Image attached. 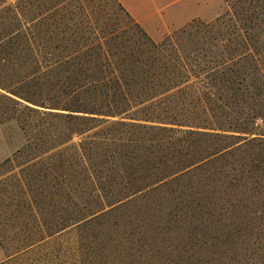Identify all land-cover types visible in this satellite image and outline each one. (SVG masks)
I'll use <instances>...</instances> for the list:
<instances>
[{"label": "trees", "instance_id": "trees-1", "mask_svg": "<svg viewBox=\"0 0 264 264\" xmlns=\"http://www.w3.org/2000/svg\"><path fill=\"white\" fill-rule=\"evenodd\" d=\"M111 1L123 22L97 0H0L20 185L66 198L21 207L17 252L75 234L122 264H264V0L161 42Z\"/></svg>", "mask_w": 264, "mask_h": 264}, {"label": "rangeland", "instance_id": "rangeland-1", "mask_svg": "<svg viewBox=\"0 0 264 264\" xmlns=\"http://www.w3.org/2000/svg\"><path fill=\"white\" fill-rule=\"evenodd\" d=\"M197 1L199 0H168L166 14H169L170 17L176 15V18H182L187 17L190 13L208 12L209 18L199 17L196 19L209 22L227 9L224 0H209L208 4L204 5L197 4ZM97 3L101 10L109 12L117 22L125 20V14L119 9L117 3H113L111 0H97ZM39 9L42 10L43 6L40 5ZM7 107H9L8 102L0 99V164L3 163V167H0V264L124 263L123 254H120L118 258L116 257L117 252H113L109 258L106 257L108 254L96 255L94 252L97 248L94 246L90 248L85 238L75 234L55 236L49 240L46 246L34 252L25 253L24 255L17 252V247L21 244L22 238L29 234V229L33 226L31 211L21 209V207L24 204L31 205L30 203H33V205L61 204L66 198L50 196L49 194L38 198V195L33 197L23 192L20 185V179L23 178V175L19 174V168L15 166L20 158H14V154L26 145L29 136L28 131L22 127L24 122L22 124L18 118H8L7 113H2L6 112ZM30 127H28L29 130L33 129L32 126ZM9 157L12 160L6 162ZM117 231H120L121 234L124 232L122 229H114L107 233V236H112ZM1 242H3V245ZM86 245L89 247V253H86ZM127 264L140 263L131 262L128 259Z\"/></svg>", "mask_w": 264, "mask_h": 264}, {"label": "crops", "instance_id": "crops-1", "mask_svg": "<svg viewBox=\"0 0 264 264\" xmlns=\"http://www.w3.org/2000/svg\"><path fill=\"white\" fill-rule=\"evenodd\" d=\"M118 2L156 42H161L169 33L196 18H209L208 12L190 13L187 17L182 18H176V15L170 17L169 14H166L168 0H118ZM208 2L209 0H199L197 4L204 5Z\"/></svg>", "mask_w": 264, "mask_h": 264}]
</instances>
